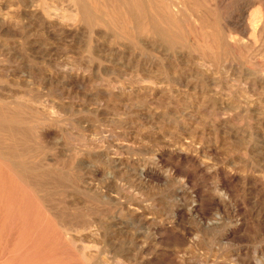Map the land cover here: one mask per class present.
I'll return each mask as SVG.
<instances>
[{"label":"rangeland","instance_id":"1","mask_svg":"<svg viewBox=\"0 0 264 264\" xmlns=\"http://www.w3.org/2000/svg\"><path fill=\"white\" fill-rule=\"evenodd\" d=\"M0 264H264V0H0Z\"/></svg>","mask_w":264,"mask_h":264}]
</instances>
